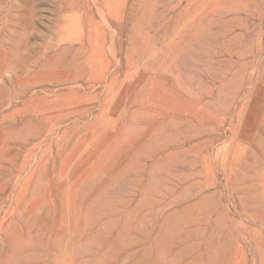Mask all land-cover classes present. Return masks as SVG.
<instances>
[{
	"label": "rangeland",
	"instance_id": "obj_1",
	"mask_svg": "<svg viewBox=\"0 0 264 264\" xmlns=\"http://www.w3.org/2000/svg\"><path fill=\"white\" fill-rule=\"evenodd\" d=\"M0 264H264V0H0Z\"/></svg>",
	"mask_w": 264,
	"mask_h": 264
},
{
	"label": "bare ground",
	"instance_id": "obj_2",
	"mask_svg": "<svg viewBox=\"0 0 264 264\" xmlns=\"http://www.w3.org/2000/svg\"><path fill=\"white\" fill-rule=\"evenodd\" d=\"M111 2H112V0H111ZM110 6V5H109ZM111 6H112V4H111ZM68 7V6H67ZM84 24H85V22H84ZM85 27V26H84ZM117 62V61H116ZM81 85V84H80Z\"/></svg>",
	"mask_w": 264,
	"mask_h": 264
}]
</instances>
